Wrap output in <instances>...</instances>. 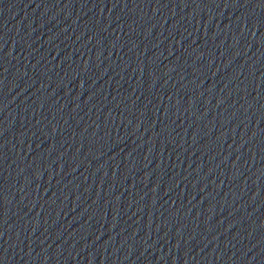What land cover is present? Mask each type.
I'll list each match as a JSON object with an SVG mask.
<instances>
[{
    "label": "water",
    "instance_id": "obj_1",
    "mask_svg": "<svg viewBox=\"0 0 264 264\" xmlns=\"http://www.w3.org/2000/svg\"><path fill=\"white\" fill-rule=\"evenodd\" d=\"M0 264H264V0H0Z\"/></svg>",
    "mask_w": 264,
    "mask_h": 264
}]
</instances>
